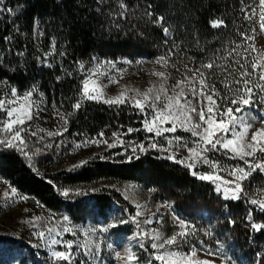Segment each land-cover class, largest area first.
Segmentation results:
<instances>
[{
    "label": "trees",
    "instance_id": "obj_1",
    "mask_svg": "<svg viewBox=\"0 0 264 264\" xmlns=\"http://www.w3.org/2000/svg\"><path fill=\"white\" fill-rule=\"evenodd\" d=\"M257 5L258 0H3L0 84L19 93L32 91L42 95L45 112L35 121L40 119L53 130V122L57 120L54 117L62 113L68 121V130L62 136H43V139L27 135L24 152L0 144V182L32 197L46 209L65 206L72 214L87 196L64 197L61 188H103L109 182L119 181L147 182L166 196H184L187 206H193V215L199 209L209 211L215 221L216 235L227 234V239L239 248L241 256L234 258L246 264H261L264 211L245 200V189L239 199H228L223 204L213 188H206L214 183L212 180H204L202 184L190 180L183 172V165L163 157L170 154L159 151H150L130 165L116 158H103L109 154L93 156L80 166L69 164L64 158V152L75 145V134L95 136L113 126L128 129L130 118L124 113L106 110L96 103L81 106L79 110L72 107L80 101L86 70L96 58H152L165 54L173 63L192 60L199 67L214 61L212 69L204 70L205 77L209 85L215 84L224 94L227 90L221 80L225 70L229 65L233 70L237 68L234 63L237 57L228 56L229 50L240 45L237 51L243 60L248 55L244 51L247 44L262 35L256 22L260 11ZM253 8L257 15L250 20L248 14ZM158 17H163V22L158 23ZM221 20V27L211 26L213 21ZM164 28L169 30L167 34ZM242 33L253 39H244ZM176 45L178 50H174ZM252 79L256 80L257 76L254 74ZM254 106L263 110V106ZM57 140L62 143L58 145ZM224 181L215 183L222 190L233 187ZM115 201L122 200L117 196ZM253 224L262 227L257 230ZM6 241L21 247L17 264H38L37 260L43 264H66L39 258L24 236Z\"/></svg>",
    "mask_w": 264,
    "mask_h": 264
},
{
    "label": "rangeland",
    "instance_id": "obj_2",
    "mask_svg": "<svg viewBox=\"0 0 264 264\" xmlns=\"http://www.w3.org/2000/svg\"><path fill=\"white\" fill-rule=\"evenodd\" d=\"M165 40L167 38H164ZM249 44L255 46L256 51L251 52L253 56L264 53V33L261 36H257L253 43ZM177 47L178 45L175 46L174 50ZM162 56L167 59L166 65L156 63L158 58ZM198 68L199 66L193 64L192 60L186 63L185 61L176 60L173 63L170 57L165 54L155 55L152 58L147 56H127L116 59L96 58L85 73L80 96L81 106L96 103L103 106L106 110L124 113L127 118H130L128 128H133L132 126L137 124L139 127L136 128L142 129L143 119L146 116L151 119L147 111L141 113L129 103L110 106L103 103V99L119 96L121 92H124L125 96H133L137 92L145 93L150 88L154 90L150 95H154L161 84L164 85L168 94H171L177 81L183 80L185 77L191 79L192 70ZM157 72H163L164 76L155 75L154 73ZM198 79L199 77H197ZM86 80L89 83L91 94L100 95L102 93L98 101L89 100L83 95V86ZM206 83H208L207 80ZM102 85L107 86L101 87ZM189 87L190 85L186 82L184 91L188 93L189 99H191ZM196 87L199 89L198 83ZM176 90L179 91V89ZM161 95L163 96V94ZM23 96L24 93L17 91L18 103L13 106L26 104L30 101L33 119L30 121L26 120L23 125L27 129L26 132L21 134L24 139L32 132H36L37 137H47L48 131H62L64 126V121L60 119V115H63L62 113L54 117V119H57L56 121L51 119V122L54 121L53 126L55 129L53 130L49 128L50 125H44V122L40 119L35 121L37 117L39 118L45 112V101L42 95L32 92L29 101L23 100ZM0 99H12L10 89L2 84H0ZM193 103L196 102L193 101ZM248 112L249 110L246 109L245 113L247 114ZM250 114L257 117L255 121H252L254 127H260V117L264 118V106L263 110L253 106ZM7 120L5 109L0 108V140L7 137L2 127L3 122ZM161 127H171V123L165 122ZM41 129L43 131H40ZM105 130L103 131L104 136L102 139L107 141V143H89L84 145L83 141L92 140L97 138L98 135L83 134L78 136L75 134V145L64 152L66 161L69 164L80 166L93 156L109 154L108 157L103 156V158H116L118 162L130 165L143 159L150 151L167 153L174 155L176 160H182L189 156L187 147H184V145L187 144L188 147H193L194 145L191 142L196 139L191 136L190 132L183 131L179 122H177L176 132L163 133L159 137H155L154 133H148L144 130L127 133V130L116 129L115 126L107 127ZM113 133H116V135L114 136ZM174 136L181 137V140L178 142L174 141L170 146L168 140H171ZM152 142L158 143L157 149H148L143 152L139 148L135 152L131 150L132 147L138 144H144L145 148H147V145ZM56 143L60 144L62 142L57 140ZM77 144L81 146L76 147ZM109 144H114V146L109 147ZM160 149H167V151ZM207 155L210 160L217 162V167L212 168L209 165L198 162L195 165L196 175H192L193 170L186 167V163H191V160L180 163L184 166L185 170L183 172L186 173L190 180H196L199 184H202L204 180L199 178L201 174H214L222 180L230 181L233 178L228 174L229 170L233 166H244L242 161L231 159V153L226 155L224 150L209 152ZM162 156L167 158V155ZM213 182L210 187L207 186L206 188H213L219 202L226 203L228 199L224 198V190L215 181ZM242 186L245 189L246 201L264 199V173L259 170L244 180ZM102 187L61 188L64 197L71 194L87 196V200L83 204L75 206L77 211L72 214L65 206H61L58 210L46 209L38 201L22 194L17 189L15 193H12L11 189L13 187L0 182V236L3 238L0 239V264H17L19 262L22 255L21 247L6 240L23 236L39 254V258L46 257L52 261H59L52 256V252L68 250L67 244L70 242L72 244L70 251L73 256L68 264H83L85 261H91V264H96V261L87 255V252L89 249L95 250L97 244L100 245L99 255L102 264H125V261L118 257L116 253L119 252L121 256H125L126 251L129 249H131L135 257H138L139 264H148L150 260L148 255L153 256L155 252L150 247L153 242L151 236L159 233L161 237L166 238L180 231L177 218L183 219L189 226V230L194 228L195 232L188 236L187 241L180 242L179 247H174L172 250L190 255V250L195 248L198 258L213 260L215 264H246L242 259L234 258L235 255L241 256V254L237 245L227 239V234L219 232L216 235L215 221L211 218L210 212L199 209L193 215V206H187V199L184 196L178 197L176 194L166 196L161 193L157 186L139 181L109 182V184ZM218 187L219 190H217ZM6 192L8 196L4 195ZM64 192H67L68 195L65 196ZM117 196L121 198V202L115 201ZM196 208L198 209L199 207L197 206ZM137 213H139L138 216L136 215ZM64 217L68 219L64 220ZM133 217H136V219L133 220ZM121 221L127 222L121 223ZM112 225H115V227H112ZM65 227L70 228L71 231L64 232L63 229ZM49 228L55 230L52 233V238L60 240V244L53 245L49 243ZM105 228L107 231H101V229ZM41 231L45 233L43 239L37 235ZM144 233L148 235H144ZM140 243H143L144 247H140ZM108 244H112L113 247L109 248ZM207 253H214L215 255L210 256ZM37 262L38 264H43L41 260H37ZM60 262L66 263L64 261ZM131 264H136V261L133 260ZM153 264H160V262L153 261Z\"/></svg>",
    "mask_w": 264,
    "mask_h": 264
},
{
    "label": "snow or ice",
    "instance_id": "obj_3",
    "mask_svg": "<svg viewBox=\"0 0 264 264\" xmlns=\"http://www.w3.org/2000/svg\"><path fill=\"white\" fill-rule=\"evenodd\" d=\"M3 0H0V4ZM259 19L256 21L259 23V27L262 33H264V0H258ZM4 9H0L3 11ZM8 12H12V9H7ZM151 15V13H148ZM256 8H253L248 14V19H253L256 17ZM163 17H158L157 22H163ZM223 25V21H213L211 26L213 28H219ZM164 33H168V29H163ZM242 36L246 40H252L253 37L243 34ZM52 47H55V42L53 41ZM240 45H235L228 52V56L237 57L234 63L237 68L233 70L231 65H229L225 70V75L221 80L223 88L227 91L222 94L217 90L215 84L209 85L206 83L205 71L212 69L214 67V61L208 63H202L198 69L192 70V78L189 79L185 77L183 80L177 81L176 85L172 89V93L168 94L164 85L161 84L160 88L155 91L154 95L153 89H148L145 93L137 92L133 96H125L124 92H121L119 96L105 98L103 103L112 105H121L125 103L131 104L141 113L148 112L151 119L147 116L142 121L143 128H131L127 129V133L139 132L144 130L148 133H154L155 137L161 136L163 133H174L177 131V122L180 124V128L183 131L190 132L191 136L196 138L191 143L193 147H187L189 156L182 160H176L174 155H169L167 158L170 160H175L177 163H185L186 160H191V163H186V167L192 169V175H196L195 165L198 162L209 165L212 168L217 167V162L210 160L207 153L217 152L224 150L225 154L231 153V159H239L243 162V167L233 166L229 170V175L233 178L230 181H224L225 184H231L233 187L224 189L225 199H239L240 194L244 191L243 181L248 179L252 173L259 170L264 173V118L260 117V127H254L252 121H255L257 117L250 114V110L254 105L264 106V53H259L257 56H251V52L256 51L254 45H247L244 49L245 53L248 55L240 58L241 54L237 51ZM158 64H167V59L165 57H160L156 61ZM249 65L250 69L249 70ZM83 67V65H81ZM157 76H164L163 72L154 73ZM257 76V79L253 81L252 76ZM197 77L199 79L197 80ZM59 79V77L57 78ZM111 82V81H110ZM187 82L189 87V92L191 99H189L188 93L184 91V85ZM199 84V89L196 85ZM107 85H102L101 87H106ZM176 89H179L177 91ZM127 91V90H125ZM230 93L231 95H229ZM163 94V96L161 95ZM83 95L89 100H99L100 95L91 94L89 91V83L86 80L83 86ZM10 96L12 99L3 100L0 99V108L5 109V115L8 120L3 122V131L7 134L5 139L0 140V144L7 148H19L21 152H24L25 139L21 135L26 132L27 129L23 127L25 121L33 119V113L31 111L29 98L32 96V91L24 93L23 100L29 101L26 104L17 105V89L12 88L10 90ZM142 97V98H140ZM195 101L196 103H193ZM162 105V106H161ZM73 109L79 110L81 107V102L78 100L72 105ZM248 109L249 112L246 114L245 110ZM59 114V113H58ZM71 115V112L68 113ZM60 119L64 121V126L62 131H48L47 136L53 137L58 135H63L68 129L66 127L68 121L63 115H60ZM165 122L171 123V127H161ZM40 131H43L41 129ZM31 135L35 137L36 132H32ZM115 136L116 133H113ZM104 133L98 134L97 138L92 140H85L82 143L87 145L89 143H107L103 140ZM40 139H43L41 137ZM167 139V138H166ZM181 137L174 136L171 140H168V144L171 146L173 142H178ZM50 146V145H48ZM77 144L76 147H80ZM109 147H113L114 144H109ZM139 148L140 151H147L148 149H157L158 143L152 142L145 148L144 144H138L132 147V152H135ZM167 151V149H160ZM39 151V149H37ZM259 154V155H257ZM25 156L28 154L25 152ZM201 180H220L219 176L214 174L199 176ZM219 190V187L217 188ZM12 193L16 192L15 188L11 189ZM8 196L6 192L4 194ZM67 196L68 193L64 192ZM250 203L257 205L261 211H264V199H251ZM137 216L139 213L136 214ZM64 217V220H67ZM136 217H133L135 220ZM127 221H121V223H126ZM178 226L180 231L175 232L170 237H161L159 233L151 236L153 242L151 243V249H154L152 258L148 261V264H153V261H159L160 264H215L213 260L200 259L197 257L196 249L192 248L190 250V255L187 253L174 251V247L178 248L180 242L187 241L189 235L195 232V229L189 230V226L185 223L183 219L177 218ZM147 223V221H146ZM115 227V225H112ZM261 225L253 224V228L259 230ZM55 230L52 228L48 229V237L50 244H60L61 241L52 238V233ZM64 232L71 231L70 228L65 227ZM101 231H107V229H101ZM37 235L40 238L45 237L43 231L38 232ZM144 235H148L144 233ZM219 244V242H218ZM112 248V244L107 245ZM140 247H144L143 243L139 244ZM87 247V246H85ZM72 244L69 242L67 244L66 251H53L52 256L59 261H64L66 264L71 262L73 253L70 251ZM100 245L95 246V250L89 249L87 252L88 256H91L96 264H102L101 257L99 255ZM212 256L214 253H207ZM118 257L125 261V264H131L133 260L136 264H139L138 257H135L131 249L126 251L125 256H121L119 252L116 253ZM83 264H91V261H85ZM264 264V261H261Z\"/></svg>",
    "mask_w": 264,
    "mask_h": 264
}]
</instances>
